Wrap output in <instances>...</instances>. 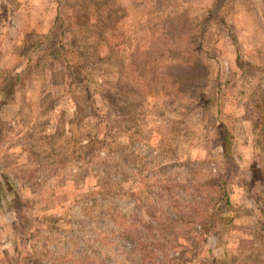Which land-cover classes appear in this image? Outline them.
<instances>
[{
	"label": "rangeland",
	"instance_id": "obj_1",
	"mask_svg": "<svg viewBox=\"0 0 264 264\" xmlns=\"http://www.w3.org/2000/svg\"><path fill=\"white\" fill-rule=\"evenodd\" d=\"M257 99L264 0H0V264H264Z\"/></svg>",
	"mask_w": 264,
	"mask_h": 264
},
{
	"label": "trees",
	"instance_id": "obj_2",
	"mask_svg": "<svg viewBox=\"0 0 264 264\" xmlns=\"http://www.w3.org/2000/svg\"><path fill=\"white\" fill-rule=\"evenodd\" d=\"M85 23H83V25ZM239 60L240 59H237V61H236L238 68H240L238 66ZM4 88H6V86ZM260 100H258V99L254 100L253 105H252L253 106V112L256 113V119L253 121V123L251 125V130L253 132V135L256 134L255 135V141L253 142L254 147L255 146L256 147L262 146L264 143V103L262 101L260 102ZM222 143H223V147L225 149V152L228 155H230L232 143L230 140V134L226 129L223 131ZM2 178H3V180H2L3 182L1 183L2 185L0 187V192L3 195H5V196L8 195V197H10L11 199L16 200L15 194L13 192V190H14L13 186L11 185V183H9V180L5 176H2ZM20 206H22V204L20 203L18 198H17L15 203L11 204V207H13V208L14 207L17 208ZM123 232H124L123 234H125L127 232V230H125Z\"/></svg>",
	"mask_w": 264,
	"mask_h": 264
}]
</instances>
